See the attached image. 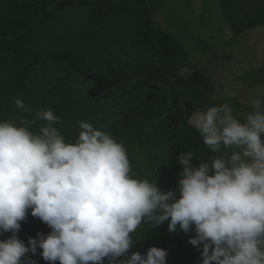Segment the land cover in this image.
I'll return each instance as SVG.
<instances>
[{"label":"clouds","instance_id":"9594fccd","mask_svg":"<svg viewBox=\"0 0 264 264\" xmlns=\"http://www.w3.org/2000/svg\"><path fill=\"white\" fill-rule=\"evenodd\" d=\"M14 104L31 112L19 96ZM251 106L243 123L227 103L193 114L191 126L219 155L194 165V152H182L167 191L138 178L124 142L87 120L68 142L51 108L0 119V236L11 234L0 239V264H36L38 248L51 264H167L156 246L128 255L141 225L166 221L171 233H194L198 264H264V101ZM37 120L47 124L34 132ZM29 210L51 231L25 244L18 232Z\"/></svg>","mask_w":264,"mask_h":264},{"label":"rangeland","instance_id":"374dc122","mask_svg":"<svg viewBox=\"0 0 264 264\" xmlns=\"http://www.w3.org/2000/svg\"><path fill=\"white\" fill-rule=\"evenodd\" d=\"M108 2L54 0L47 10L56 15V22L45 33L40 50L44 62L57 60L72 71L73 80L85 83L91 100L100 103L99 108L105 105L116 108L121 101L129 104L127 91L130 88L135 95V105H128L126 111L119 112L107 132L122 140L126 147L129 143L141 147L135 158L138 161L129 153L138 178L145 175L142 166L151 154L146 149L154 143L148 124L155 117L158 85L167 82V76L195 90L197 96L203 98V108L227 103L232 106L233 115L244 122L253 111L252 102L257 98L264 101V26L236 35L224 17L220 0H146V26L153 32L168 34L187 52L188 64L174 72L163 69L148 50L140 55L130 51L133 28L127 20L115 17ZM245 7L251 12L249 6ZM59 47L61 50L52 54ZM61 87L66 88L64 93L67 94V86L61 84ZM123 94H126L124 100ZM28 102L25 100L30 113L35 115L39 104ZM96 107L98 105L93 108ZM0 110L11 114L6 108L0 107ZM197 111L194 109L186 118L187 125L191 126L190 119ZM75 128L62 129L68 142H74L78 136ZM30 212L18 232V238L25 244L29 237L36 238L38 233L51 231ZM150 229V224L141 225L140 230L144 232L142 236L140 232L137 234L140 243ZM10 235L4 233L0 239ZM166 251L169 254L170 249ZM40 252L42 249L38 248L37 254L32 256L36 264H51L43 260Z\"/></svg>","mask_w":264,"mask_h":264},{"label":"trees","instance_id":"16d2710c","mask_svg":"<svg viewBox=\"0 0 264 264\" xmlns=\"http://www.w3.org/2000/svg\"><path fill=\"white\" fill-rule=\"evenodd\" d=\"M110 7L119 20H127L133 32L129 40V48L135 55L147 50L162 64L163 69L178 72L188 64L187 52L181 48L168 34L153 32L146 26V0H108ZM54 0H0V107L11 111L4 114L0 110V119L19 120L22 114L32 118L31 113L25 114L14 104L19 96L23 101L39 104L40 109L51 108L59 117V123L54 124L61 133L62 129L75 126L79 131V122L87 120L95 128L107 132L116 121L121 111H126L128 105L134 104L135 95L128 88L129 104L121 101L116 108L108 105L99 108V102L91 100L86 91L85 83L73 80L72 71L57 60L43 61L41 46L45 33L56 22L55 14L47 9ZM222 11L227 22L236 35H244L249 31L264 26V0H220ZM245 6L251 8V12ZM61 48L52 54H57ZM64 64V63H63ZM71 77V78H70ZM167 82L158 85V102L155 105V117L148 124V131L154 143L148 149L149 160L143 163L144 176L150 181H157V186L167 191L175 190L179 181L182 166L178 157L182 152L192 151V163H211V159L219 155L212 153L203 143L199 132L186 124V118L194 109L206 111L203 108V98H199L195 90L183 82L166 77ZM61 84L67 86L65 94ZM81 93L79 94V92ZM126 94H123V99ZM26 104V103H25ZM91 104H93L91 108ZM98 105L95 109V105ZM174 112V115H171ZM111 115V116H110ZM242 123V119H238ZM47 122L37 120L34 124L38 132ZM63 135V134H62ZM131 158L138 161L141 147L128 144ZM143 149V147H142ZM142 163V162H141ZM143 175V174H142ZM151 228V224H150ZM137 229L133 234L135 243L131 252L145 254L156 246L165 250L170 249L167 256L169 264H198L200 252L188 243L194 234L179 230L171 233L168 222L146 232V238L140 243L144 230ZM121 257L120 259H123Z\"/></svg>","mask_w":264,"mask_h":264}]
</instances>
